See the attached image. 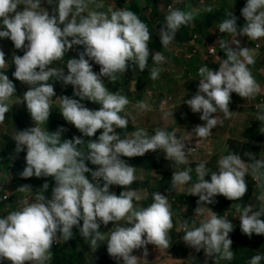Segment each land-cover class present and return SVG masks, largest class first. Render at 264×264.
I'll return each instance as SVG.
<instances>
[{
	"label": "clouds",
	"instance_id": "clouds-1",
	"mask_svg": "<svg viewBox=\"0 0 264 264\" xmlns=\"http://www.w3.org/2000/svg\"><path fill=\"white\" fill-rule=\"evenodd\" d=\"M47 2L57 5L53 12L42 10L40 0H0V38L11 40L6 48L8 53L17 54L13 58L16 66L13 76L29 86L23 101L36 122L35 127L14 136L17 153L26 148V154L17 155L20 172L14 174L11 183L20 192H32L35 198L0 212V262L54 264L58 246L75 238L77 230L81 240L90 243L93 250L107 245L108 254L123 264H138L140 258L132 253L144 248L146 257L148 244L169 248V238L186 248L203 249L216 260H232L229 233L234 230L233 224H240L242 233L264 242V219H261L264 207L253 211L251 205L243 209L236 205L241 215L237 212L235 221L230 213L218 216L203 206L214 203L217 195L233 201L241 199L248 191L246 181L258 183L264 189V183H260L264 180V172L260 171L264 169V156L258 154L225 152L220 157L203 158L197 163L195 183L191 168L173 171V190L167 197L154 193V202L148 207L133 204L134 199H141L138 192L142 181L138 192L122 191L120 195L110 192L112 185L126 189L136 179L135 174L141 175L142 166L136 160L144 158L149 151L163 150L166 158L176 165L187 164V156L197 151L198 142L207 139L218 123L222 124L213 114L222 112L225 118H231L229 103L234 92L248 99L258 128L264 124V97L254 98L260 92V85L248 68L255 63L251 50H235L220 34L208 35L207 43L217 45L218 53L209 56L211 59L199 68V85L190 87L185 101L186 111L191 114L189 130L163 126V130H156L149 137L145 131L152 125L135 120L143 109L153 111L154 102L147 104L141 95L126 91L118 76L127 71L129 62L133 65L127 73L143 74L146 79L156 80L168 72L169 65L146 69L151 42H161L167 48L181 27L193 22V13L169 8L164 15V27L156 24L151 37L143 23L151 18L124 0H92L87 15H83L86 0ZM241 14L246 23L239 31L237 18L230 13L219 24L220 32L235 37L231 42L237 45L238 35L249 38L246 44L264 38V0H247ZM219 47L227 58L214 71L209 66L213 58L221 56ZM179 56H182L180 51ZM152 59L159 65L165 57L156 52ZM5 64V53L0 51V123L9 112L7 102L16 92L14 83L4 74ZM52 77L64 85H72L74 96L80 99L60 97L63 118H57L64 121V129L57 132L49 129L47 133L39 125L49 120L51 98L56 96L54 85L48 83ZM105 77L110 84L119 83L116 94L106 87L102 79ZM86 100L102 107L90 110L81 103ZM121 128L132 133V138L120 139L115 130ZM100 129L103 132L95 140ZM193 133L197 138L191 137ZM4 135L0 136V143ZM61 136L72 139L61 142ZM90 162L96 165V170L91 169ZM89 172L91 180L86 176ZM4 190L2 182L1 195ZM175 192L198 196L196 216H203L205 210H210L211 216L198 227L188 215L180 223L173 199ZM258 199L264 201V191ZM121 221L127 226H122ZM110 222L115 230L107 238L100 227ZM261 260L264 256L255 255L249 264H260Z\"/></svg>",
	"mask_w": 264,
	"mask_h": 264
},
{
	"label": "rangeland",
	"instance_id": "rangeland-1",
	"mask_svg": "<svg viewBox=\"0 0 264 264\" xmlns=\"http://www.w3.org/2000/svg\"><path fill=\"white\" fill-rule=\"evenodd\" d=\"M181 1L184 0H174L172 4L173 10L180 9L181 10ZM215 1V0H214ZM210 1V5L214 8L221 6L222 4L217 5L216 1H222L228 4L229 8L234 11H239L236 2L239 0H216L215 2ZM113 2V1H112ZM132 0H124V3L131 4ZM40 4L42 10L47 9L50 11L57 7L56 4H49L47 0H40ZM169 0H160L159 1V8L161 14L154 10L151 2L148 0H141V5L144 8V13L150 17L151 19L144 20L152 37V32L155 29L156 24H160L164 27V23L160 21L161 18H165V13L168 9ZM246 3L241 2V7H245ZM24 7L23 4L19 6L22 10ZM221 9V8H220ZM191 12V11H187ZM186 12V13H187ZM240 12V11H239ZM227 15H225L226 17ZM236 17V16H234ZM237 23L238 22L237 20ZM198 24V19L196 14H193V22L188 24L187 26H182L181 29L176 33L175 39L170 43L167 48H163L161 42L155 41L152 42L149 51L150 56L148 58V68L152 69L153 67L163 68L169 65V71L161 74L160 78L156 80H152L149 78L150 84L147 86L145 90H141L137 87L136 76L137 73H133L134 80L131 84L127 83L123 88L126 91H130L134 94H139L142 96L143 100L148 104L150 101L154 102L155 107L153 111L147 112V109H143L141 116H137L136 122L141 123L143 125H152L151 128H148L145 132L148 134L149 137L154 136L156 130H163V126H173L183 131L189 130L191 126V114L186 110L187 105L186 102L189 95H190V87L188 86L189 83L198 79L199 68L205 63V59L200 55L194 56L192 58H187L185 56H179V50L183 48L181 46V41L183 36L192 33L191 30L195 33L194 29L196 28L195 25ZM214 26V25H213ZM204 36L208 37L207 34ZM157 39V37H156ZM235 39V37L230 36L229 38V45L231 47H235L240 49L245 47L248 37H241L237 36L236 39L239 41V44L232 43L231 41ZM10 39L8 38H0V46L8 47L10 43ZM151 41V40H150ZM150 44V43H149ZM220 50V47H219ZM156 52H161V54L165 57V60L162 64H155L152 55ZM17 54L11 55V58H6L5 64V75L9 77L10 80L15 85L16 92L15 94L9 99L7 102L9 105V112L5 114V121L8 122L7 125H4L0 128V135L5 132L3 136V141L0 143V156L4 155L6 152L13 150L16 155L23 156L26 154V148L24 151L17 153L16 151V143L14 141V136L19 131H24L36 126V122L32 119L31 114L27 110L26 102L23 101V97L26 91L29 90V86L26 84L21 83L19 80L15 79L13 73L16 69V66L13 62L14 56ZM177 55V57L175 56ZM224 58L221 56L217 57L216 60L213 59L209 68L214 71L219 70V63L223 61ZM133 64L129 62V67L125 73H122L118 76V81H123L126 76L129 68ZM197 67V69H195ZM105 84L112 83L108 78H102ZM263 82H264V67H263ZM49 84L54 85V90L56 96L51 98V112L49 116V120L51 122H55V116L58 115L61 111V99L60 97L68 96L73 99L79 100L80 98L74 96V88L72 85H64L62 81L57 80L56 77H52L48 81ZM121 90L118 91L119 94ZM232 107V105H229ZM59 118H63L61 114ZM178 120V121H177ZM44 126H39L45 132H49V124ZM235 125L232 126L229 130L223 129H216L212 131L211 135L207 139H201L198 144L201 148V157L199 159L196 158L194 154H190L188 163L183 165H176L173 161H170L166 158V155L163 154V150H156V151H149L147 152L144 157L143 166L141 169V178L143 181V186L138 194L141 196L139 201L134 199L133 204L134 207H148L150 206L153 200V194L160 192L162 195L167 197V193L172 191V176L170 172L182 171L188 168L194 167L193 175V183L197 182V174H196V167L198 166V162H200L203 158H214L220 157L223 153L227 152L228 154H236V149L233 147V142H237V139H241L243 142L245 137L241 133V130L248 125H254L256 123V115L251 110V106L247 107L244 105L237 117L235 118ZM258 126V124H257ZM82 134V133H81ZM119 135L123 136L126 139L132 138V133L127 132L125 128H121L118 132ZM83 135V134H82ZM192 138H197L193 133L191 135ZM61 142L63 140H71L70 136L64 137L61 136ZM7 145L8 147H5ZM238 145V144H237ZM238 148H243L238 145ZM97 167H92L91 169L94 171ZM3 171L0 173V182L5 183V190L0 193V202H9V199L12 193L17 195L15 201L17 202V206L22 205V201L27 200L31 201L34 200L35 196L32 192H20L18 191V187L14 191L10 189V184L13 182L14 173L10 172L5 164L3 166ZM86 176L91 180V173H86ZM206 180H208L206 178ZM210 182V181H209ZM135 181L126 189H123L121 186L112 185L110 187V192L115 193L116 195H120L122 191H128L133 189V185H135ZM248 185V191L244 196V200L238 204L237 201L229 200L223 195H217L214 197V203L207 204L205 203L203 206L209 208L218 216L226 215L230 213V218L237 221V207L239 205L241 209L247 207L249 205L253 206V210L258 206V204L253 201L255 197V191L250 190V187L254 185H258V183H253L252 181H246ZM264 183V181L262 182ZM103 183H101L102 185ZM8 194V197L5 199L4 195ZM173 199L175 200L176 206L175 208L178 209V220L181 223L184 216L188 215L193 221L196 223L198 227L206 217H210L212 212L210 210H205L203 216H196L195 209L199 206L198 200L199 197L195 195L182 194L176 193L173 195ZM13 206L7 204L4 207H0V212H5L12 209ZM240 213V212H239ZM241 215V213H240ZM2 214L0 213V218ZM174 217L172 216V220ZM200 221V222H199ZM83 221H81V224ZM122 226H127L124 221L120 222ZM237 223V222H236ZM131 226V225H129ZM114 223L110 222L107 226L101 224L100 231L105 234V237H109L111 231L115 229ZM236 227V224L234 225ZM76 227L73 228V230ZM72 230V231H73ZM75 238L78 240L76 243L71 245L72 248L79 247L81 248L82 244L88 245L90 247V243H84L81 241V235L79 230L75 231ZM229 238H235V233L232 231L229 233ZM63 241V240H62ZM148 255L144 256V248L135 249L133 251V255H139L141 259L139 260L138 264H193L196 260H189L186 258H178L181 254H183L182 248L185 249L186 253L185 256L188 254H194V248H186L182 246L181 243L176 242V239L169 238V248H157L153 244H148L147 246ZM92 251H94L91 248ZM97 250L99 253L95 255L93 258L97 261V264H123L122 260L118 262L116 258L111 257L107 251V245L105 246H97ZM71 253L74 257H77V252L72 250ZM243 254H247V252H243ZM92 253L87 254L82 258V264H88L89 260H91ZM11 262L8 260H4L1 264H10ZM46 264H51V262H46ZM197 264H203L202 261H197Z\"/></svg>",
	"mask_w": 264,
	"mask_h": 264
},
{
	"label": "trees",
	"instance_id": "trees-1",
	"mask_svg": "<svg viewBox=\"0 0 264 264\" xmlns=\"http://www.w3.org/2000/svg\"><path fill=\"white\" fill-rule=\"evenodd\" d=\"M151 2V5L153 6L154 10L157 11L159 14H161L160 8H159V1L160 0H148ZM210 1L214 0H184L181 1V10L187 12L191 11L193 14H196V17L198 19V24L195 25V33L192 31L191 35L187 34L186 36H183V39L187 38L188 39V46L192 45L193 40H200L205 34L211 35L213 37L214 34H220L225 42L229 43V38L231 35L228 33H221L218 26L220 23H222L225 19L229 18V14L232 13L234 16V11L231 10L228 6L227 3L222 2V1H216V4H222L221 6H218L217 8H214L210 5ZM214 1V2H215ZM132 5L140 10L144 11V8L141 5V0H132ZM174 0H169L168 4V9L167 12H169V8L173 9V4ZM237 5H239V2H236ZM221 8V9H220ZM208 9H211L209 11ZM225 13H228L226 17ZM160 21L166 22L165 18H161ZM214 25V26H213ZM245 25V24H244ZM244 25H239L237 23V28L238 31L241 29ZM159 27H162L158 23ZM243 37H246L245 35H242ZM182 39V40H183ZM152 43V42H151ZM230 46V45H229ZM231 47V46H230ZM13 53H8V55H5L6 58H11ZM20 56L24 55V52L22 54H19ZM220 55L226 59V55L224 53V50L220 48ZM177 57V55H175ZM196 69V68H195ZM3 71H6L3 69ZM5 73V72H4ZM134 80L133 73H127L126 78L123 81H120V84L125 86L127 83H131ZM136 81H137V86L140 89H146L147 86L150 84L149 79H146L143 74H137L136 76ZM195 81H192L191 83L188 84L189 87H192ZM229 105H232V107H229V110L233 112L231 118H225L224 114L222 112H217L216 114H213V117H217L219 121H222V124L218 123L216 128H214L212 131H215L216 129L220 128L223 130H229L232 128V126L235 125V118L237 117L240 109L246 105L242 97H240L238 94H231V100ZM247 106V105H246ZM249 107V106H247ZM56 118V117H55ZM47 124V121L45 122V125ZM49 124V129L52 132H57L59 129L63 128L64 129V121L56 118L55 122L48 121ZM261 129H264V124L258 128L257 123L254 125H248L247 128L244 127L241 130V133L245 137V140L242 142L241 139H237V142H233V147L236 149V154L240 152H246L250 154H258L260 156H264V132H261ZM63 133V132H62ZM61 133V134H62ZM243 147V148H238V145ZM163 154L164 151H163ZM197 159L201 157V148L198 147L197 151L194 153ZM3 158L8 160V165H9V171L13 172L15 175H18L20 172L19 168V163L13 159V154L6 152L4 155H1ZM187 159L189 157L187 156ZM144 158H140L136 160V163L140 166H143ZM192 172L194 171V167L191 168ZM171 173V172H170ZM173 174L171 173V176ZM143 185V181H142ZM16 187L15 184H11L10 188L14 190ZM16 195L12 194L9 202H0V207H4L7 204L15 207L16 206ZM177 203V202H176ZM177 209V208H176ZM178 211V209H177ZM179 213V211H178ZM188 216H184L183 221L187 218ZM78 240H76L73 236L72 239L68 243L61 244L58 246L56 250V259H53L54 264H82L83 260L82 258L86 256L87 254H90L91 252V247L88 245L82 244L81 248H72L71 245L76 243ZM82 241V240H81ZM84 242V241H82ZM85 243V242H84ZM72 250H75L77 252V257L75 258L74 255L71 253ZM183 254H181L178 257L185 258V249H182ZM98 254V253H97ZM96 254V255H97ZM95 256V255H94ZM94 256L91 257V260H89L88 264H97V261L93 258ZM141 259L139 255H136ZM139 259V260H140Z\"/></svg>",
	"mask_w": 264,
	"mask_h": 264
},
{
	"label": "crops",
	"instance_id": "crops-1",
	"mask_svg": "<svg viewBox=\"0 0 264 264\" xmlns=\"http://www.w3.org/2000/svg\"><path fill=\"white\" fill-rule=\"evenodd\" d=\"M239 5L237 7L239 8V11H234V16H236L239 25H244L246 23V19L242 16V9L241 7V2H245L247 4V0H239ZM87 3V8L83 15H87L89 12L90 5L92 3V0H86ZM53 12V9H51ZM228 15V13H225ZM225 17V15H224ZM77 21L79 22V17H77ZM243 37L242 35H239ZM235 50H239L235 47H232ZM242 48H248L251 50L250 54L254 57L255 63L252 65H249L248 68L252 73V76L256 80V82L260 85V92L257 94L254 98L260 99L261 97H264V82H263V67H264V38H260L259 40L256 41H251L250 44H246L245 47ZM241 49V48H240ZM205 59V63L208 62L211 58L207 53L201 55ZM216 60V57L213 58ZM204 63V64H205ZM204 64L201 66L203 67ZM197 69V67H195ZM200 76L198 77L197 81L194 82V85L198 86L199 85V79ZM237 94V93H233ZM245 99V98H242ZM246 102L248 103V106H251L248 102V99H245ZM263 113V112H261ZM261 172H264V169L260 170ZM136 179L134 180L136 183L133 185V189L135 192H138L139 190V185L140 182L142 181L141 175H136ZM264 180H261L260 183H262ZM250 190H254L255 197L253 198V201H255L258 206L253 211H259V208L264 207V201H260L258 197L261 195V192L264 191V189H261L258 187V185H254L250 187ZM244 200V197L241 199L237 200V203L240 204ZM261 219H264V216L261 217ZM235 224H233L234 227ZM233 232L235 233V238L231 239L232 240V251L234 253V258L232 260H225V259H218L216 260L215 256H208L205 252V250L201 249L200 251L195 250L194 254H188L186 259H193L196 260L193 264H197V261H202L203 264H249L251 258L255 255H261L264 256V242H261L257 238H255L253 235L249 237L248 235L242 233L240 224H236V227H234ZM61 241V240H59ZM192 248V247H190ZM243 252H247V254H243ZM92 253V256L96 255L99 253V251L96 249V251L90 252ZM182 258V257H178ZM1 264V262H0ZM260 264H264V260H261Z\"/></svg>",
	"mask_w": 264,
	"mask_h": 264
},
{
	"label": "flooded vegetation",
	"instance_id": "flooded-vegetation-1",
	"mask_svg": "<svg viewBox=\"0 0 264 264\" xmlns=\"http://www.w3.org/2000/svg\"><path fill=\"white\" fill-rule=\"evenodd\" d=\"M188 44V39L185 38L181 41V46L182 45H187ZM0 51H3L5 53V55H8V49L5 47V46H1L0 47ZM118 86H119V83H113V84H107L106 87L108 88V90L111 92V93H114L116 94L117 92V89H118ZM82 104H84L87 108H89L90 110H99L102 106L99 105L98 103H95V102H92V101H89V100H86L84 102H81ZM61 115V113H59L58 115H56L55 117H59ZM46 122V121H45ZM45 122L40 124L39 126H44L45 125ZM8 122L4 120L3 123H0V128L4 125H7ZM116 134L119 136L120 139H122V136L118 134L119 130L116 129ZM103 132V129H100L98 130V133H97V136L95 137V140H98V137L99 135H101ZM5 132H3L0 136L4 135ZM5 147H8L7 145H5ZM9 153L13 154V159L18 161L19 158L18 156L16 155V153L13 151V150H10L8 151ZM123 159L126 161V157H123ZM7 165V168H9V165H8V160L3 158L2 156H0V173L3 171V166L4 165ZM90 165H92L93 167H96V165H93L91 162H90ZM9 170V169H8ZM2 182H0L1 184Z\"/></svg>",
	"mask_w": 264,
	"mask_h": 264
},
{
	"label": "built area",
	"instance_id": "built-area-1",
	"mask_svg": "<svg viewBox=\"0 0 264 264\" xmlns=\"http://www.w3.org/2000/svg\"><path fill=\"white\" fill-rule=\"evenodd\" d=\"M192 45H182L183 48L180 49V54L182 56H185L187 58H191L194 55H200L207 53L209 56L217 55L218 48L217 45L214 44H208L207 43V37H203L200 40H193ZM250 102L253 104V101L250 100Z\"/></svg>",
	"mask_w": 264,
	"mask_h": 264
}]
</instances>
